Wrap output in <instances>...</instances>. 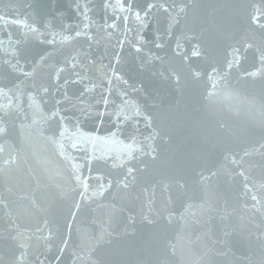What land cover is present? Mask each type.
<instances>
[{
	"label": "water",
	"instance_id": "1",
	"mask_svg": "<svg viewBox=\"0 0 264 264\" xmlns=\"http://www.w3.org/2000/svg\"><path fill=\"white\" fill-rule=\"evenodd\" d=\"M0 264H264V0H0Z\"/></svg>",
	"mask_w": 264,
	"mask_h": 264
}]
</instances>
